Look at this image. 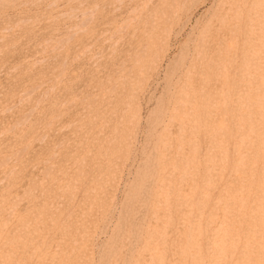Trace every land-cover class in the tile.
<instances>
[{"label": "rangeland", "instance_id": "1", "mask_svg": "<svg viewBox=\"0 0 264 264\" xmlns=\"http://www.w3.org/2000/svg\"><path fill=\"white\" fill-rule=\"evenodd\" d=\"M0 264H264V0H0Z\"/></svg>", "mask_w": 264, "mask_h": 264}]
</instances>
